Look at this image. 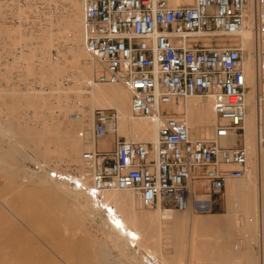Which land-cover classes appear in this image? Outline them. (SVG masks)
Wrapping results in <instances>:
<instances>
[{
	"label": "built area",
	"instance_id": "2783aa9c",
	"mask_svg": "<svg viewBox=\"0 0 264 264\" xmlns=\"http://www.w3.org/2000/svg\"><path fill=\"white\" fill-rule=\"evenodd\" d=\"M8 19L20 22L19 8H42L40 0H0ZM84 0L86 47L94 62L92 84H123L131 93L134 117L157 123V143L117 137L110 150L85 155L93 167L89 183L46 166L47 174L102 206L109 190H130L145 208L164 204L184 211L211 210L230 181L246 177L250 149L193 138L174 104L205 97L221 124L216 136L231 132L246 140L249 77L241 32L252 18L255 31L258 144L264 149V0ZM16 9V10H14ZM15 15H14V14ZM35 13V11H34ZM2 74V71H0ZM70 81L66 80L65 85ZM94 137L117 135L116 110L98 109ZM206 197V201H199Z\"/></svg>",
	"mask_w": 264,
	"mask_h": 264
},
{
	"label": "bare ground",
	"instance_id": "6f19581e",
	"mask_svg": "<svg viewBox=\"0 0 264 264\" xmlns=\"http://www.w3.org/2000/svg\"><path fill=\"white\" fill-rule=\"evenodd\" d=\"M81 1L83 2L81 3ZM191 1L171 0V3L177 6ZM249 1L250 7L253 8L254 0ZM79 11L83 17L84 0H72L71 13L73 12L74 16ZM19 13L24 14V8H19ZM83 19L85 20V16ZM19 30L22 31L21 26H19ZM85 31L84 23L81 29L75 24L71 28V39L75 44L77 43L73 50L78 70L76 78L70 73L63 74L65 66L62 56L64 54L61 59L54 56L56 63L52 64L50 48L55 46L52 35L48 38V35L45 34V40L38 41L37 46L31 48V51L29 50L30 53L22 55L25 61L29 56L38 58L39 64L44 69L43 79L52 82H59L62 78H69V76L75 79L76 84L74 82L73 86L70 84V91L65 94L74 93L78 98L77 106L80 117L77 124L67 129L62 128L58 134L51 137H48L47 131L30 130L26 134H19L20 137H27L31 141L46 143L43 145L44 147L42 145L39 147L38 144L34 157L24 151V145L18 140L19 136L0 121V139L9 144L6 148L0 146V173L2 174L0 178H3L4 181V185L0 184V264H117L121 260L118 255L125 260H131L133 264H173L169 262V254L166 252L169 248L161 242L162 236L168 234L173 237L177 245H180L183 243L186 227L194 232L192 238L194 240L191 241L189 252L192 255V261H188L187 264H198L197 261L208 259L217 261L218 259L207 256L209 255L208 248L224 245L221 242L224 238L232 239L235 236H245L249 233L244 219L239 214L242 208L245 212L255 209V221L258 222L259 228L258 235L262 240L261 262L264 264V152L253 148L258 142L255 86L257 85V74L253 63L256 43L253 19L251 18L246 23V28L241 32V40L245 47L250 86L246 97V145L251 152L253 149L255 151L249 159L247 181L233 183L234 188L230 193L231 199L226 213L215 215L213 218L193 216L192 211L197 209L192 199L184 211L165 210L161 203L155 212H142L140 209L145 207L140 198L130 190L106 191L101 206L99 202L91 198H89L91 201L89 202L83 197V195H87L86 193L74 190L68 183L56 181L47 174H40L34 170V166H50L49 168L53 171H60L72 175L82 182L89 183L94 171L91 164L85 160L87 153H93L95 149L108 150L113 143L115 145L117 137L121 135H128L130 138L128 141L132 142L157 143L159 125L150 120L149 122L134 120L136 117L132 113L131 93L123 84H105L104 86L92 84V67H90V77L86 78L89 74V65L83 62L85 51L88 52ZM120 85L126 89L128 95L123 93ZM54 87L55 95L59 98L61 95L64 96L60 83H55ZM2 94L0 92V101ZM176 106L177 104H174L172 108L174 109ZM98 109L117 111L119 125L116 138L109 135L98 142L94 137V114ZM60 110L61 114L67 111L64 106H61ZM178 110L181 111L179 115L188 123L191 134L192 136L194 134L196 139H219L221 144L226 146L238 144V138L234 133L228 132L219 138L209 129L217 123V116L213 108L211 109V101L207 103L180 102ZM14 157L21 158L23 163H34V169L22 168L18 163V167L14 166L10 160ZM254 190L258 194H253ZM205 199L206 197H202L199 201H206ZM77 211H82L93 222L101 219L102 224L99 225L98 221L97 225L103 237L102 241L97 240V235H92L90 231H86V235L81 238L83 235H79L84 233L82 228H74L69 225L70 223L63 221V217L67 216L69 221L82 224V216ZM86 224L84 222V225ZM43 226L47 230H43ZM165 229L166 231H164ZM201 234L214 235L216 240L202 242L198 245V236ZM93 241L96 243L98 254L87 255V248L91 247ZM80 242L82 245L84 244L85 248L84 246L77 247ZM197 246H201L203 251V255L200 257L197 256ZM180 250L179 254L180 252L182 254V248ZM77 253L83 254L84 257L76 260L74 255ZM230 253L224 258L231 260L232 255H238L235 251ZM113 254H118L119 260H116L115 256L113 258ZM178 262L183 264L180 260Z\"/></svg>",
	"mask_w": 264,
	"mask_h": 264
},
{
	"label": "rangeland",
	"instance_id": "374dc122",
	"mask_svg": "<svg viewBox=\"0 0 264 264\" xmlns=\"http://www.w3.org/2000/svg\"><path fill=\"white\" fill-rule=\"evenodd\" d=\"M40 1L44 3V7L42 8L35 7V10H31L30 8H25L24 14L26 15L24 14L21 15L20 13H16L17 10L14 9L16 10L15 11L16 17L20 18L21 22H13L9 20L7 11L11 10L10 7H6L5 5L0 4V71H2V74H0V82H1L0 92L3 93L0 101V105H1L0 121L4 125L11 128L18 136L21 133L26 134L30 130H33L35 132L47 131L46 134L48 133V137L49 136L51 137L54 134H58L62 128L67 129L68 127H72L73 125L77 124L80 117V114H78L79 110L77 106L78 98H76L74 93L65 94V92L70 91L71 88L70 86H73L72 85L73 82L76 84L74 78L78 76V70L76 68L75 55L73 51L77 46V43L75 44L71 39V28L75 24L79 26L81 29L83 23L85 24V20L83 19L84 15L82 17V13L81 11H79V13L73 16V12L71 13L72 0H40ZM82 2L83 1H81V3ZM51 21L53 24L51 23ZM19 26L22 27V31L19 30ZM45 34L48 35V38L50 35H52L54 38L53 43L55 46L50 48V56H51L52 64L56 63V59H54V56L55 58L57 56L58 58L60 57L61 59V56L64 54L62 56L63 65L65 66V71L63 72V74L67 75V73H70L71 75L74 76V78L69 76V78H62L61 81L59 82H52L50 80L43 79L44 69L41 66V64H39L37 57L31 58L29 56L26 61L23 60L22 57L23 53H27V52L30 53L31 48L37 46L38 41L46 39L44 36ZM42 36H44V38L40 39ZM83 62L89 65V74H87L86 76V78H88L90 77V67H92L91 69H93L94 62L90 57L89 53L86 51L83 57ZM65 80L70 81L69 85L70 84L71 85L70 86L65 85L64 84ZM55 83L61 84V87L63 88L62 93L64 94V96L61 95V97L59 98L57 95L54 94ZM120 88L122 89L125 95H128L126 89L122 85H120ZM193 101L195 103H200V102L207 103L211 101V109L213 108V100L211 98L197 97L195 99L188 100L184 103H188V102L192 103ZM178 105L179 104H177V106L174 109L173 108L171 109L172 112H174L175 114H179L181 112L178 110ZM61 106H64L67 109V111H65L64 114H61V110H60ZM134 120L149 122V120L143 118H137V119L135 118ZM220 124L221 121L217 118V123L214 126L209 127V129L211 130L212 133H216L217 126ZM110 136L116 138V136L114 135H110ZM120 137H124L127 140L130 139L128 135H121ZM193 138H195L194 134H193ZM18 140L24 145V151L30 154L31 157H34L33 155L36 154V147H38V144L40 145L39 147H41V145L42 147H44L43 145L46 144L45 142H43L42 144L38 143L40 141L37 142L36 140L31 141L29 138L22 136L21 137L19 136ZM97 141L99 142L100 140ZM7 143L8 142H6L5 140L0 139V146L6 148L9 145ZM238 143L246 144V140H244V138L238 139ZM111 146L113 148L114 143ZM111 146L109 147L108 150L112 149ZM253 148L259 150L260 152H264V149H260L258 147V142L257 144H255V146H253ZM254 151H255L254 149L252 150V152L250 150L251 155H253ZM10 160L12 161L14 166L17 167L18 164L22 168L30 167V169H34L35 167L34 163L30 161H29L30 163L28 162L23 163V160H21V158L19 157H14L11 158ZM0 177H2L1 173H0ZM2 179L3 178H0V184L2 183L1 185H4V181ZM246 181H247V177L230 181L227 184V188L223 192V194L219 196L217 199H214V203L211 210H202V211L198 209L193 210L192 211L193 216H199L200 218L203 217L213 218L215 215L225 214L227 211V207L229 205V200L231 199L230 193L234 188L233 183L246 182ZM256 193L257 191L254 190L253 194L256 195ZM83 197L89 200V202H91L89 196L83 195ZM238 207L240 206L238 205ZM162 208L165 210L179 211L170 208L164 204H162ZM156 209L158 210L157 206L152 209L141 208L140 211L155 212ZM77 213L80 214V216H82L81 217L82 224L75 223L72 220L69 221L67 216L63 217V221L70 223L69 225L73 226L74 228H78V227L82 228V232L84 233H81L80 231L81 234L79 236L83 235L81 236V238L86 235V231L88 232L90 231V233L92 232L91 233L92 235L98 236V237L96 236L97 240L102 241L103 237L100 234V230L97 225L98 221H99V225L102 224L101 219L99 218L97 222H93L92 220L88 219L82 211H77ZM239 214L244 219L245 221L244 224H246L249 233L245 236H235L232 239L229 238L222 239L221 242L224 245L212 246L211 248H208L209 255L207 256L210 258H216L218 260L214 261L212 259H208L206 261H197L198 264H262L261 262L262 240L258 235L259 228L257 226L258 222L256 223L255 221L256 220L255 209L245 212L242 208ZM82 221H84L85 224L86 223L87 224L84 225V222ZM90 223H92L93 225ZM82 225H84V227H82ZM43 228H44L43 230H47L46 227L43 226ZM164 231H166V229ZM193 236H194V232H191V229H189V227L185 228L184 240L183 243H180V245H177L175 243L172 236L168 234L162 236L161 242L163 243L164 246L169 248V250L168 249L166 250V252L169 254V262L173 264H180V262H178L180 260L183 264H187L188 261L189 262L192 261V255L191 253L189 254V252L191 250L190 247L191 241L194 240L192 239ZM215 240L216 237L214 235L210 236V235L201 234V236H198V245H200V243L202 242H213ZM96 242L98 243V241ZM94 243L91 245V247L87 248L88 249L87 255L98 254V252H96L97 248L95 247L96 243L95 244ZM82 246H84V244L82 245L80 242V244L77 247L82 248ZM179 247L182 248L183 250L182 254L181 252L179 254V251H181ZM196 250H198V254H197L198 257L203 255L201 246H197ZM233 251H235L236 254L238 255H232L231 260L224 258L227 257V255L231 254L230 252ZM171 252L174 254H172ZM117 255L118 254H113V258L115 256L116 260H119L118 258L122 260V261L119 260L117 264H122V263L133 264L131 260H129L130 261L129 262L127 259L125 260L124 258H121L119 255L117 258ZM74 257L76 260H80L81 258L84 257V255L77 253L74 255ZM179 257H181L182 259L181 258L179 259ZM173 258L178 261H175Z\"/></svg>",
	"mask_w": 264,
	"mask_h": 264
},
{
	"label": "crops",
	"instance_id": "0c3cea01",
	"mask_svg": "<svg viewBox=\"0 0 264 264\" xmlns=\"http://www.w3.org/2000/svg\"><path fill=\"white\" fill-rule=\"evenodd\" d=\"M111 148H112V146H111Z\"/></svg>",
	"mask_w": 264,
	"mask_h": 264
}]
</instances>
